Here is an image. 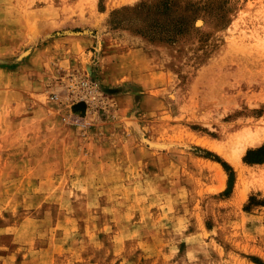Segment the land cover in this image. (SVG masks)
Segmentation results:
<instances>
[{
	"label": "rangeland",
	"instance_id": "374dc122",
	"mask_svg": "<svg viewBox=\"0 0 264 264\" xmlns=\"http://www.w3.org/2000/svg\"><path fill=\"white\" fill-rule=\"evenodd\" d=\"M170 5L0 0V264H264V0Z\"/></svg>",
	"mask_w": 264,
	"mask_h": 264
},
{
	"label": "bare ground",
	"instance_id": "6f19581e",
	"mask_svg": "<svg viewBox=\"0 0 264 264\" xmlns=\"http://www.w3.org/2000/svg\"><path fill=\"white\" fill-rule=\"evenodd\" d=\"M125 1L130 2L132 0H125ZM237 139H240L241 141L232 150H231V148L227 149L226 147L219 146L217 144L210 143V142L209 143L204 142V143H202V145L204 147L210 149L211 151L218 153L227 162H229L230 164L235 166L237 169H239V167L241 166L242 157L246 153L247 149L249 147L260 146L261 144L264 143V130H256L255 132L249 130V131L244 132L242 135L238 136Z\"/></svg>",
	"mask_w": 264,
	"mask_h": 264
},
{
	"label": "built area",
	"instance_id": "2783aa9c",
	"mask_svg": "<svg viewBox=\"0 0 264 264\" xmlns=\"http://www.w3.org/2000/svg\"><path fill=\"white\" fill-rule=\"evenodd\" d=\"M67 87L74 99L83 100L90 106L106 107L108 105L109 98L90 75L79 79H69Z\"/></svg>",
	"mask_w": 264,
	"mask_h": 264
},
{
	"label": "trees",
	"instance_id": "16d2710c",
	"mask_svg": "<svg viewBox=\"0 0 264 264\" xmlns=\"http://www.w3.org/2000/svg\"><path fill=\"white\" fill-rule=\"evenodd\" d=\"M164 2V7H172L170 5V0H162ZM177 6V4L175 5ZM245 162L249 164H262L264 163V144L261 147H258L253 150H249L245 156ZM225 169L229 172V181H228V187L226 191L224 192V195L229 196L232 193L233 187H234V181H235V174L233 169L226 163L223 164Z\"/></svg>",
	"mask_w": 264,
	"mask_h": 264
},
{
	"label": "crops",
	"instance_id": "0c3cea01",
	"mask_svg": "<svg viewBox=\"0 0 264 264\" xmlns=\"http://www.w3.org/2000/svg\"><path fill=\"white\" fill-rule=\"evenodd\" d=\"M108 59H109V58H108ZM109 61H110V60H109ZM107 64H108V68H111L112 66H113V68H114V67H116V65H120V64H117V63H113L112 61H110V63L108 62ZM107 73H108V75H109L110 72L107 71ZM112 75H113V74H112ZM116 75H117V74H116ZM116 75H114V76L117 77ZM110 80H111V81H114V78H111Z\"/></svg>",
	"mask_w": 264,
	"mask_h": 264
},
{
	"label": "water",
	"instance_id": "95a60500",
	"mask_svg": "<svg viewBox=\"0 0 264 264\" xmlns=\"http://www.w3.org/2000/svg\"><path fill=\"white\" fill-rule=\"evenodd\" d=\"M78 108H81L82 110H84L85 109V105L84 104H80L79 106H77ZM76 107V108H77Z\"/></svg>",
	"mask_w": 264,
	"mask_h": 264
}]
</instances>
